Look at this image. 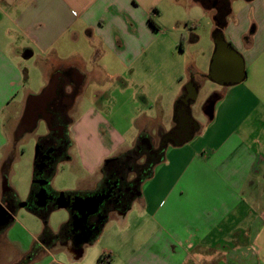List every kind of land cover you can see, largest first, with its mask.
Instances as JSON below:
<instances>
[{
  "label": "crops",
  "instance_id": "0c3cea01",
  "mask_svg": "<svg viewBox=\"0 0 264 264\" xmlns=\"http://www.w3.org/2000/svg\"><path fill=\"white\" fill-rule=\"evenodd\" d=\"M29 59L41 88L59 69L80 86L60 163L75 188L58 192L94 189L104 161L144 138L157 147L187 96L192 108L207 87L216 104L194 133L166 142L139 195L109 212L94 241L46 245L15 212L0 230V254L10 252L0 264H19L36 245L28 264H264V0H0V204L6 180L16 192L11 177L32 132L22 127L27 101L46 87L33 90ZM92 84L101 107L86 104ZM113 90L125 104L139 94L132 139L109 122Z\"/></svg>",
  "mask_w": 264,
  "mask_h": 264
},
{
  "label": "flooded vegetation",
  "instance_id": "af4514ba",
  "mask_svg": "<svg viewBox=\"0 0 264 264\" xmlns=\"http://www.w3.org/2000/svg\"><path fill=\"white\" fill-rule=\"evenodd\" d=\"M52 80L57 81L56 97L47 104L45 111L42 110L40 105L35 106L33 113L22 126L24 129H27V127L32 124V120L35 117H37L38 121L35 127L31 129L32 132L35 131L41 123L44 125V133L37 138V144L40 148L39 159L37 161L39 169L38 178L41 181H48L50 173L57 167V165L69 158L68 151L72 146L70 127L75 120L71 111L74 107L73 96L80 89L76 74L72 70H56L52 75ZM69 86H71L70 91L68 90ZM217 97L218 95H216L215 98ZM186 99L187 101L182 102V105L185 107L184 115H178L175 127L165 136L163 142L155 147L150 141L145 140L144 138L136 145L137 147L144 148L145 155L143 156V162H139L137 157H132L126 165L122 159L125 152L116 154L104 161L102 167V179L94 189L78 191L81 196L78 195L79 193L76 194L73 191L66 192L64 196H61V192L51 188L50 182L44 184L39 183V191L32 197L29 196L25 205L34 204L35 206L41 205L42 208H48L52 204L57 206V202L63 199L71 202L69 209L76 210L74 206L77 204V197L87 198L93 195L100 196L102 200L98 206L100 212L87 217V220L85 221L82 220L81 215H79L78 222L83 226L82 233L87 236L90 235L98 228L97 226L103 220H101V217L104 216V211L122 209L126 206H130L135 197L139 195L143 183L139 174L141 164L150 159L158 160L162 158L168 140H183L199 128V123L193 117L191 108L192 100L190 95L187 96ZM42 189L45 192V204H40V198L38 195ZM1 204L8 208L13 214H15L16 210L21 205L20 202H16L8 195L4 197ZM82 205L84 207L87 203L83 202ZM90 208L91 206L88 207V209Z\"/></svg>",
  "mask_w": 264,
  "mask_h": 264
},
{
  "label": "rangeland",
  "instance_id": "374dc122",
  "mask_svg": "<svg viewBox=\"0 0 264 264\" xmlns=\"http://www.w3.org/2000/svg\"><path fill=\"white\" fill-rule=\"evenodd\" d=\"M26 64H29V69H30V75H31V86L34 91L40 92L45 86H42L41 88V82L40 78L38 77L37 71L32 68V62L33 59H29L24 61ZM97 87L95 84H92L89 92H88V98L86 101V104H93L101 107L103 105L102 100H105V97L101 98V92L96 89ZM114 94H109L112 97L111 100H109V105L107 110L110 112H106L109 114V122L112 126L119 127L122 130L127 131V137L129 139H132L133 137V132H134V127L130 126V124L134 123L132 120L131 114L132 112V107H133V98L134 100L137 99L139 94L137 93L134 94L135 97H133V94L131 95L130 98V103H124V99H121L122 97L118 95L116 90H113ZM133 91V90H132ZM209 91V89L206 87L204 88L201 96L198 98L197 101L192 106V112H193V117L196 119L198 122L202 121L205 117V112L204 108L206 104L208 103L209 99L211 98V94L205 95V93ZM99 92V93H98ZM211 93V92H210ZM101 94V95H100ZM140 98V97H139ZM141 99V98H140ZM129 107H128V106ZM123 106V107H122ZM129 110L131 112H129ZM122 126V127H120ZM45 131L44 125L41 123L38 128L31 132L27 138V140L23 144V156L22 160L20 163H17L14 166V173L13 176L11 177V183L15 187L16 192L18 193V197L20 198L21 202H26L28 201V198L30 194L34 191L35 189L37 192L39 191V184H34V180L37 179V176L34 172L35 170V154H36V145H37V138L38 136L42 135ZM159 128H154L152 131V135L155 137H159ZM143 148V147H142ZM144 158L139 160V162H143ZM67 163L65 164H60L59 167V172L56 174V169L57 167L50 173V186L54 190L58 191H63L66 189H72L75 188L74 183V178L70 175L67 167ZM100 175L96 174L93 176L94 179L99 177ZM38 204V203H37ZM35 210H27L23 208L22 206L19 207L16 210V214L19 213L20 216H28L32 222V225H38L41 229V231L44 230L45 228V220L47 218V223L51 227L52 230L58 231L61 228L62 223L68 221L70 219V211L67 208H59L56 205H50L48 208H42L41 205H34ZM8 226H6L7 228ZM0 228V230L4 229ZM10 252L5 251L0 254V262L7 261L9 259Z\"/></svg>",
  "mask_w": 264,
  "mask_h": 264
},
{
  "label": "trees",
  "instance_id": "16d2710c",
  "mask_svg": "<svg viewBox=\"0 0 264 264\" xmlns=\"http://www.w3.org/2000/svg\"><path fill=\"white\" fill-rule=\"evenodd\" d=\"M224 1L227 2V6L229 7V0H224ZM216 23H217L218 27L225 26L226 25V17L224 15H217ZM144 155H145L144 148L136 146V147L126 151L124 153L122 159L125 162L124 164L127 165L128 161L131 160L132 157H137L138 160H140L142 158V156H144ZM38 159H39V157L37 159H35V174L37 176V179L34 180V184H39V182H38V180H39V178H38L39 177V169L37 166ZM157 161L158 160H154V159L151 160L150 159L147 162L141 164L139 174H140V178L142 181H144L145 179L149 178L152 175L154 166L157 163ZM50 178L51 177L49 176L48 181H50ZM36 192H37V190L35 189V192L33 191L30 194V196L32 197L34 194H36ZM74 192L76 194H78V192H76V191H74ZM6 195L11 196L16 202H18V203L20 202V204H21V200H19V197L15 191H13V190L7 191ZM129 207L130 206H126V207L122 208L121 210L125 211ZM26 208L28 210H35L34 206L29 205V204L26 205ZM110 211H112V210H106L103 212L104 216L101 217V220L102 219L103 220L97 226L98 228L88 236L85 235L84 233H82V230H83L82 227L83 226H81V224H79V222H78L79 215H80L78 210L70 209L71 218L67 223H64L62 225L59 233L53 232L51 227L48 225L47 218H46L45 228H44L42 234L40 235V241L42 243H45L46 245H49V246L55 244L56 242L64 244V243L68 242V240H72L74 243H76V245H79V246H82L86 243H91L101 233L103 226L108 219V214ZM9 224H7V225H9ZM3 227H5V226H0V228H3ZM39 251H40V246H38V245L34 246V249L32 250V252H30L29 254L24 256L19 264H28V262L31 261V259L35 255H37ZM102 260H103V257H101L99 261L102 262Z\"/></svg>",
  "mask_w": 264,
  "mask_h": 264
},
{
  "label": "water",
  "instance_id": "95a60500",
  "mask_svg": "<svg viewBox=\"0 0 264 264\" xmlns=\"http://www.w3.org/2000/svg\"><path fill=\"white\" fill-rule=\"evenodd\" d=\"M31 56H32V51H30V50L26 51L24 57L28 58ZM56 95H57V81L56 80H51L40 93L31 95L27 101V104H26V109L24 112V117H23L22 123L24 124V122L26 120H28L29 116H31V114L33 113V109L35 108V106L40 105L42 110L45 111L47 108V104L50 101H52L56 97ZM215 104H216V100H210L204 108V112L211 119L213 118V115H214ZM37 121H38L37 117H35L32 120V124L29 125L27 127V129H32L33 127H35V125L37 124ZM145 140L149 141L148 138L147 139L145 138ZM39 150H40V148H39V145L37 144L36 145L35 159H37L39 157ZM38 182L41 184L42 183L44 184V183H49L50 181L38 180ZM4 190L5 191L10 190V186H9L7 180L4 183ZM44 194H45V192L43 189L38 194L39 198H40V204H45L44 203V200H45ZM62 195L64 196L65 193L61 192V196ZM76 200H77V204L74 206V208L76 210L82 209V210H79V214L81 215L82 220L85 221V220H87V217L93 216V215L97 214L98 212H100V210H98L99 203H101V201H102L100 196L93 195V196H90L87 198L77 197ZM83 202H86L88 206L85 205L83 207V205H82ZM70 204H71L70 201L68 202V201H65L63 199H61L57 202L58 207L68 208V209L70 207ZM21 206H25V202H22ZM89 206H91L90 209H88ZM14 218H15L14 214L8 208H6L4 205L0 204V226H6L11 221H13Z\"/></svg>",
  "mask_w": 264,
  "mask_h": 264
}]
</instances>
